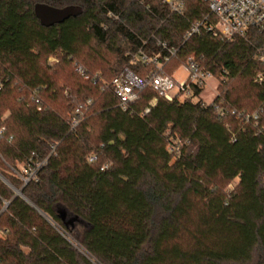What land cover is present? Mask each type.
I'll use <instances>...</instances> for the list:
<instances>
[{"label": "trees", "instance_id": "trees-1", "mask_svg": "<svg viewBox=\"0 0 264 264\" xmlns=\"http://www.w3.org/2000/svg\"><path fill=\"white\" fill-rule=\"evenodd\" d=\"M37 3L80 10L45 25ZM206 13L202 0L181 14L160 0H0V173L11 185L0 180V264H264V32L184 41ZM141 54L167 75L194 56L220 76V95L202 105L194 86L168 101L148 86L123 109L108 84L124 67L155 71ZM215 104L257 111V125L220 118ZM31 157L46 163L23 184L12 169Z\"/></svg>", "mask_w": 264, "mask_h": 264}, {"label": "built area", "instance_id": "built-area-1", "mask_svg": "<svg viewBox=\"0 0 264 264\" xmlns=\"http://www.w3.org/2000/svg\"><path fill=\"white\" fill-rule=\"evenodd\" d=\"M172 13L181 14L183 13L187 0H160ZM207 5V13L201 18L195 20L190 25V28L184 35V41L195 34L201 32L212 33L213 36L217 37L222 41H232L236 37H244L250 30H257L258 32H264V0H202ZM165 47L164 43H161ZM170 54L175 53V49H168ZM256 58L264 61V48L258 49ZM141 58L144 61H150L156 65V70L150 72L146 77H141L136 74L129 67L118 73L108 84V87L113 91L116 97L119 99V105L126 109L129 104L134 103L140 98V92L146 88L151 87L160 96L168 101H172L175 97L179 100L180 98H186L194 96L193 88L198 86L201 91L194 98L201 99L202 89L206 86L209 79H214L217 83H221L220 80L214 76L208 69L202 66L197 58L190 56L183 64L186 76L183 78H176L172 75H167L162 71V63L158 60V55L153 57H147L141 54ZM165 60L168 56H165ZM80 74L84 75L82 67H77ZM254 82H264V71L256 73ZM215 97L219 96L218 85L214 86ZM38 102V100H36ZM157 98L154 97L150 104L154 105ZM202 101V100H201ZM211 103V102H210ZM90 104V100H87L86 105ZM202 105L206 103L202 101ZM214 109L216 114L220 118H224L226 115H237L243 116L248 121L252 119L257 125L259 113L253 112L252 114H243L242 112H236L233 109L221 107V105L215 104ZM149 108L145 109L148 112ZM76 117L71 122V128H74L82 119V112L77 108L74 111ZM4 127L0 128V135L3 132ZM234 136V135H233ZM174 144H177L176 140H173ZM170 150H174L173 144H170ZM178 154V151H176ZM33 156V153H32ZM96 158L95 154L88 156L89 161H93ZM46 163V158L40 161H34L33 157L26 163H21L18 169H12L13 173L16 174L23 184H26L30 180L36 179V174L42 166ZM4 205L0 212L6 208L7 202L3 200ZM51 224L58 229L62 234L60 228L50 220ZM4 231L0 229V236H3ZM67 239H70L64 234ZM76 247L77 244L73 243Z\"/></svg>", "mask_w": 264, "mask_h": 264}, {"label": "water", "instance_id": "water-1", "mask_svg": "<svg viewBox=\"0 0 264 264\" xmlns=\"http://www.w3.org/2000/svg\"><path fill=\"white\" fill-rule=\"evenodd\" d=\"M79 10L80 9L78 7H76V6H66V7H63V8H56V7H52V6H49V5H46V4H42V3H37L34 6L35 14L40 19L41 23L45 24V25H48V24H51V23H54V22L62 21L64 18L68 17L69 15L77 14L79 12ZM43 14H44V16H43ZM43 19H45V21ZM0 178L6 184L10 185L8 180L2 174H0ZM13 189H14V192H15L16 196H20V197L24 198L26 201H28L25 198V196L23 195L21 189H16L14 187H13ZM62 211H63L62 212V216H63V219L65 220V215L68 212H67L66 209H62ZM71 219L72 220H78V217L72 216Z\"/></svg>", "mask_w": 264, "mask_h": 264}, {"label": "rangeland", "instance_id": "rangeland-1", "mask_svg": "<svg viewBox=\"0 0 264 264\" xmlns=\"http://www.w3.org/2000/svg\"><path fill=\"white\" fill-rule=\"evenodd\" d=\"M44 16V14H43ZM44 18V17H43ZM45 21V19H43ZM57 61V58L55 56H51L49 57L48 59V62L49 63H55ZM187 74V72L185 71L184 67H183V64H181L179 67L176 68V70L174 71L173 73V76L177 77V78H183L185 77ZM215 77H217L219 80H220V76L217 75V74H214ZM218 85V91H221L222 89V83H217L214 79H209L208 80V83L206 84V86L202 89V96H201V100L206 102V103H210L214 100L215 98V93H214V86L215 85ZM181 100H183L184 98L181 97L180 98ZM195 100H197L196 98H194ZM210 100V101H209ZM21 166V164H18V166ZM17 166V167H18ZM10 168V167H9ZM2 174V173H0ZM0 180H2L0 178ZM3 181V180H2ZM4 182V181H3ZM237 182V179H234L230 182V184L228 185V189H231L233 188V186L236 184ZM5 183V182H4ZM72 215L67 213L65 215V220L67 221V223L69 224L68 226L69 227H72L75 231H78L80 229L83 228V226L81 225V223H77L78 220H72L71 219ZM72 243H74L73 240L69 239Z\"/></svg>", "mask_w": 264, "mask_h": 264}, {"label": "crops", "instance_id": "crops-1", "mask_svg": "<svg viewBox=\"0 0 264 264\" xmlns=\"http://www.w3.org/2000/svg\"><path fill=\"white\" fill-rule=\"evenodd\" d=\"M175 77V76H174ZM177 78V77H176ZM203 92V91H202ZM202 92H201V96H202ZM210 101V100H209Z\"/></svg>", "mask_w": 264, "mask_h": 264}]
</instances>
